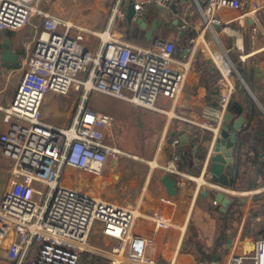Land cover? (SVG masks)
Wrapping results in <instances>:
<instances>
[{
	"label": "built area",
	"instance_id": "obj_1",
	"mask_svg": "<svg viewBox=\"0 0 264 264\" xmlns=\"http://www.w3.org/2000/svg\"><path fill=\"white\" fill-rule=\"evenodd\" d=\"M32 1L0 0V28L20 29L33 11L42 12ZM126 1L134 15H144L148 8L165 7L174 0ZM185 1L202 16V40L205 31L216 37L215 26L229 22L221 18L220 9L241 4V0ZM43 15V27L18 66L20 74L10 103L0 107L8 122L5 132L0 133V151L8 159L9 172L0 199V264H78L96 223L117 241L108 264H161L173 220L170 198L159 199L150 213L143 210L144 196L139 204L112 202L59 178L64 165L101 172L107 158L119 151L104 137L103 127L114 121L113 113L80 104L65 127L48 123L38 114L49 92L65 95L80 87L84 88L83 97L88 90L97 89L125 97L140 107L161 110L157 99L177 98L190 64L174 58L168 39L156 36L144 46L130 42L110 26L94 30L49 12ZM85 35L98 41L95 50L91 43H83ZM212 63L220 70L214 83L216 98L203 107V121L195 134L209 129L214 140L235 91L234 72L239 74L226 54L222 64L213 56ZM171 143L176 150L165 168L178 172L181 139L175 136ZM208 164L205 158L200 174H208ZM213 203H217L215 198ZM226 264H264V237L255 240L251 252L230 255Z\"/></svg>",
	"mask_w": 264,
	"mask_h": 264
},
{
	"label": "crops",
	"instance_id": "obj_2",
	"mask_svg": "<svg viewBox=\"0 0 264 264\" xmlns=\"http://www.w3.org/2000/svg\"><path fill=\"white\" fill-rule=\"evenodd\" d=\"M124 3L128 4L127 1ZM33 6L42 12L33 11L31 15L39 14L42 19L39 15H34L33 24L29 22L31 26H28V29L0 28V56L5 37H9L12 50L18 54L21 62L43 27V12L77 23L75 16H63L58 10L54 11L56 5L52 0H33ZM152 9L153 7L148 8L146 15ZM166 12L171 16V22L167 29H162V35L174 42V58L188 61L190 68L186 84L177 98L160 96L157 99L156 104L161 110L132 104L139 110L140 115L137 116L141 120L140 124L151 129L150 135L155 139L151 154L141 158L148 164L145 173L139 175L129 172L131 175L127 180L128 184L123 185L124 195L131 198L126 203L132 204H139L141 196H144L143 210L150 213L157 207L159 199L168 197L173 201L172 226L163 246L161 264L172 260L175 264H204L193 248V242L198 241L212 253L215 244L222 245V242L218 241L222 232L226 233L229 246L227 247V242H223L226 247L218 261L220 264H226L230 255L251 252L252 243L257 238L264 237V0H241L237 7L220 9L221 18L229 22L215 26L216 38L209 31H205L203 40L200 38L202 16L197 8L194 11L192 5L184 10L168 9ZM165 22L167 23V20ZM182 23L186 25L185 28L181 27ZM90 41L95 50L98 41L92 38ZM136 44L149 45L138 42ZM225 54L246 85L241 83L239 76L234 72L235 91L230 101L233 105H241L243 109L241 112L228 110L232 116L228 121L224 119L222 126L230 127L239 116H243L244 121L236 133L239 150L234 156L235 176L233 185L228 186L229 189L212 186L215 183H212L209 171L208 174H200L202 161L198 162L197 158L203 160L206 151L211 149L213 134L209 129H203L199 135L195 134L203 121V107L213 103L216 98L214 83L220 70L212 63V56L222 64ZM19 74L18 67H8L0 59V107L10 103ZM14 77L15 85L6 88L4 83ZM48 95L50 94L45 96V100ZM58 95L60 94L56 93L47 104L52 105L53 101H57ZM124 109L130 112L133 107ZM69 110V106L64 107V115L56 122L46 119L45 121L57 126L69 125L76 113L70 116ZM2 114L0 109V133L5 132L8 127V122L2 119ZM175 136L181 139L183 150L178 162L179 171L166 177L165 165L176 150L171 143ZM7 164V159L0 151V199L8 182ZM116 166L120 169L117 163ZM119 171L121 172V169ZM118 174L115 176L119 179L121 174ZM70 184L72 185L69 186L85 192L97 187ZM203 190L206 193H203ZM219 190L229 197L228 204L233 197L242 201L236 221L226 220L223 211L219 209L220 203H213L214 194ZM193 227L196 232L194 241L192 237L189 248L181 250L186 228L193 234ZM207 264H210V261Z\"/></svg>",
	"mask_w": 264,
	"mask_h": 264
},
{
	"label": "rangeland",
	"instance_id": "obj_3",
	"mask_svg": "<svg viewBox=\"0 0 264 264\" xmlns=\"http://www.w3.org/2000/svg\"><path fill=\"white\" fill-rule=\"evenodd\" d=\"M124 1L126 0H52L56 5L54 11L58 10L60 14H64L63 16H69L70 14L75 16V21L78 24H82L94 30H104L107 26H110L111 29H118L122 33V36L126 39L128 38L127 40L130 42L149 45L156 36L165 38L161 31L162 29H167L171 22V16L166 11L168 9L184 10L187 8L188 4L185 0H179L169 2L165 7H153L147 14L148 23L150 25L154 19L160 21V23L156 24L155 29L151 33V37L147 38L145 33L149 25L142 32V28L137 24L132 25L126 21L125 13L129 4L124 3ZM193 10L196 11L195 6H193ZM34 15L39 14L33 13L30 15L23 28L26 27V29H28V26H31L29 22L33 24L32 17ZM40 19H42L41 16ZM166 20L167 23L165 22ZM90 40L91 36L85 35L83 43L89 45L91 42ZM198 40L200 41L201 39ZM169 41L172 44L171 53L174 56V42L172 40ZM10 79L11 80H8L7 83H4L6 88L16 83L15 77ZM83 92L84 88L82 87L79 89H71L65 95H58L57 101L55 100L52 105H48L47 102L56 95L54 92H49L50 95L47 96V100L44 98L41 103L38 114L39 117L44 121L46 119L56 122L64 115L62 113L64 107L67 108V106H69L70 116H73L81 103L84 106L95 109L97 112L111 111L114 115V121L103 127L104 137L105 141L110 146L117 148L119 151L107 158L102 171L98 173H91L75 166L64 165L59 177L60 181L63 183L67 182L68 185H72L70 183H74V185H96L97 187L95 189H89L87 192L100 195L112 202L124 204L131 200V198L124 195L125 189L123 185L128 184L127 180L131 175L130 173L134 172L139 175L145 173V168L148 164L143 162L141 158H146L151 154L155 137H151V129L147 126L142 127L140 124L141 120L137 116L140 115V113L139 110L135 108L137 105H132L133 103L128 101L125 97L97 89H90L83 98ZM124 95H128V92ZM124 107H133V109L129 112L125 110ZM2 119L4 118L2 117ZM67 125L68 124L63 126L65 127ZM116 163L119 166L118 168L121 169V172L119 171L120 169H117ZM118 173L121 174L119 179L115 176ZM166 175L171 176L172 172L166 171ZM136 182L138 181L136 180ZM186 231L187 228L185 230V238L180 247L181 250L189 248L192 237L194 241L196 236L194 227L193 234H191L190 231ZM87 241L89 247L83 251L101 254L108 258V260L110 250L117 242L114 238L102 232L100 223L95 224ZM193 248L202 259L204 254H210V251L203 247L198 241H195V243L193 242ZM220 254V251H218L213 255L214 259L220 260Z\"/></svg>",
	"mask_w": 264,
	"mask_h": 264
},
{
	"label": "water",
	"instance_id": "obj_4",
	"mask_svg": "<svg viewBox=\"0 0 264 264\" xmlns=\"http://www.w3.org/2000/svg\"><path fill=\"white\" fill-rule=\"evenodd\" d=\"M125 18L128 23L132 25L136 23L140 28L143 29H145L149 25L147 20V15L146 14L134 15L131 6L128 7L125 13ZM157 23L159 24L160 21H156V19H154L150 23L145 33L147 38L151 37V33L155 29ZM0 59L1 61L5 62V64L8 67L10 66L18 67L20 65L18 54L12 50L11 41L9 37H5ZM239 78L241 80V83L244 84V86H246L240 74H239ZM215 93H217L216 89H215ZM231 116L232 113L227 110L224 119L228 121L231 118ZM243 121H244V117L239 116L233 121L230 127L223 125L218 135L214 138L213 142L211 143L212 152L208 151L209 152L208 153L206 151L205 156L203 157V160L207 158L209 163L208 167L210 172V179L214 182L220 183L221 185H225V186L233 185L234 176H235L234 174L235 164H236V162H234V156L238 153L239 150L238 145L236 144L237 142L236 133L237 130L241 127ZM185 141L186 140L183 138V142ZM196 150L197 148H195V151ZM203 160L197 158L198 162L202 161L201 166L203 164ZM167 176L168 175H166V177ZM202 192L206 193L205 190H203ZM214 197L215 200L220 203L219 209L223 212L226 211L229 197L220 190L216 191ZM226 245L227 247L229 246V241L226 243ZM254 247H255V242L252 243V249H254ZM208 258L209 256L204 254L203 259L200 258V261L204 262V264H207ZM210 264H220V262L217 259L212 258V260H210Z\"/></svg>",
	"mask_w": 264,
	"mask_h": 264
},
{
	"label": "trees",
	"instance_id": "obj_5",
	"mask_svg": "<svg viewBox=\"0 0 264 264\" xmlns=\"http://www.w3.org/2000/svg\"><path fill=\"white\" fill-rule=\"evenodd\" d=\"M143 31L144 30L142 29V32ZM227 109L232 111V112H241L243 108L239 104L233 105L232 101H230ZM241 205H242V201L240 200V198L233 197L230 200L226 211L223 212L225 219L228 220L229 222L236 221V219L238 217V213H239L240 208H241ZM218 239H219L218 240L219 242H222L221 243L222 245H220L216 241L217 244H215L213 252L208 255L209 258L207 259V262H209L212 259L214 253H217L218 251H220V253L222 254L225 250L226 246L223 245V242L226 243L228 240L226 233L222 232V234L219 236ZM218 248H221V249H218ZM79 264H108V258H106L105 256H103L101 254H97L94 252L83 251V252H81L80 257H79Z\"/></svg>",
	"mask_w": 264,
	"mask_h": 264
},
{
	"label": "bare ground",
	"instance_id": "obj_6",
	"mask_svg": "<svg viewBox=\"0 0 264 264\" xmlns=\"http://www.w3.org/2000/svg\"><path fill=\"white\" fill-rule=\"evenodd\" d=\"M122 92L125 94V93H127V90H125V89H122Z\"/></svg>",
	"mask_w": 264,
	"mask_h": 264
}]
</instances>
